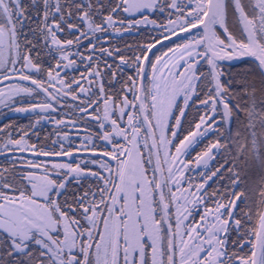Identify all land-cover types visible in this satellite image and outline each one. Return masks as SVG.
Returning <instances> with one entry per match:
<instances>
[{"label":"snow or ice","instance_id":"1","mask_svg":"<svg viewBox=\"0 0 264 264\" xmlns=\"http://www.w3.org/2000/svg\"><path fill=\"white\" fill-rule=\"evenodd\" d=\"M0 264H264V0H0Z\"/></svg>","mask_w":264,"mask_h":264}]
</instances>
